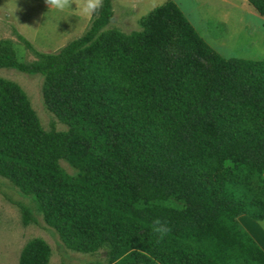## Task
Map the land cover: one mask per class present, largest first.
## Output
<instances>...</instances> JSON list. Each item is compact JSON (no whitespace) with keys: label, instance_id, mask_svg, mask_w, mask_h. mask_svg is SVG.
<instances>
[{"label":"trees","instance_id":"1","mask_svg":"<svg viewBox=\"0 0 264 264\" xmlns=\"http://www.w3.org/2000/svg\"><path fill=\"white\" fill-rule=\"evenodd\" d=\"M111 1L54 51L17 34L30 60L0 38V67L40 74L43 103L65 125L44 129L0 76V176L65 246L101 250L97 264H264L237 220L264 218V57L221 55L173 0L138 28H107ZM247 1L264 16V0ZM48 251L31 237L17 264H45Z\"/></svg>","mask_w":264,"mask_h":264},{"label":"rangeland","instance_id":"2","mask_svg":"<svg viewBox=\"0 0 264 264\" xmlns=\"http://www.w3.org/2000/svg\"><path fill=\"white\" fill-rule=\"evenodd\" d=\"M163 1L112 0V15L105 27L123 31L138 28L139 18ZM173 1L198 34L221 55L264 57V16L247 0ZM71 7V10L60 12L54 8L48 10L45 0H0V38H9L17 58L23 60L34 58V54L17 34L37 50L54 51L80 34L89 21L78 5L72 4ZM0 76L21 87L44 129L49 128L51 122L56 129L65 127L43 103L40 74L1 66ZM59 163L66 171H71L64 160ZM262 176L264 178V171ZM9 198L30 205L35 220L23 223L19 208ZM35 236L44 239L48 245L45 264H97L103 260L101 250L91 253L65 246L55 230L43 221L30 198L19 194L7 179L0 176V264H17L21 246Z\"/></svg>","mask_w":264,"mask_h":264},{"label":"clouds","instance_id":"3","mask_svg":"<svg viewBox=\"0 0 264 264\" xmlns=\"http://www.w3.org/2000/svg\"><path fill=\"white\" fill-rule=\"evenodd\" d=\"M48 5V10L54 8L57 11L64 12L66 10H71L72 4L79 6L80 12L88 17L91 21L95 13L103 7V0H45ZM153 231L158 233L161 238L166 235L170 229L166 224L162 223L160 220L154 221Z\"/></svg>","mask_w":264,"mask_h":264},{"label":"crops","instance_id":"4","mask_svg":"<svg viewBox=\"0 0 264 264\" xmlns=\"http://www.w3.org/2000/svg\"><path fill=\"white\" fill-rule=\"evenodd\" d=\"M237 220L264 251V227L262 226L264 218L254 220L249 215L240 213L237 215Z\"/></svg>","mask_w":264,"mask_h":264}]
</instances>
